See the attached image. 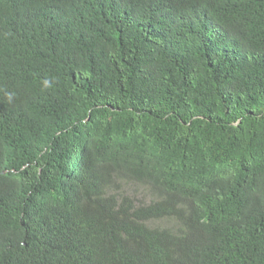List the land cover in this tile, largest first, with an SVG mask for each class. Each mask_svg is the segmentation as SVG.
Wrapping results in <instances>:
<instances>
[{
    "label": "trees",
    "instance_id": "1",
    "mask_svg": "<svg viewBox=\"0 0 264 264\" xmlns=\"http://www.w3.org/2000/svg\"><path fill=\"white\" fill-rule=\"evenodd\" d=\"M0 264H264V0H0Z\"/></svg>",
    "mask_w": 264,
    "mask_h": 264
},
{
    "label": "clouds",
    "instance_id": "2",
    "mask_svg": "<svg viewBox=\"0 0 264 264\" xmlns=\"http://www.w3.org/2000/svg\"><path fill=\"white\" fill-rule=\"evenodd\" d=\"M43 84H44V87H50L51 86V82L47 79L43 81ZM7 95H8L9 101H11V99L14 96V93H8Z\"/></svg>",
    "mask_w": 264,
    "mask_h": 264
}]
</instances>
